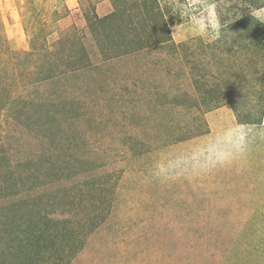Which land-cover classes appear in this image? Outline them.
<instances>
[{"label":"rangeland","instance_id":"374dc122","mask_svg":"<svg viewBox=\"0 0 264 264\" xmlns=\"http://www.w3.org/2000/svg\"><path fill=\"white\" fill-rule=\"evenodd\" d=\"M192 2L0 0V264H264V0Z\"/></svg>","mask_w":264,"mask_h":264},{"label":"clouds","instance_id":"9594fccd","mask_svg":"<svg viewBox=\"0 0 264 264\" xmlns=\"http://www.w3.org/2000/svg\"><path fill=\"white\" fill-rule=\"evenodd\" d=\"M177 8L181 16L189 17L193 29L201 35L214 33L216 37H219L222 28L227 25H222L219 22L218 17L221 14L217 11L215 0L202 4L199 7H197L196 0H193L192 4L178 3ZM250 14L264 20V9H251ZM228 23L230 22L228 21ZM247 147L248 133L246 130L242 128L228 129L208 144L206 147L208 151L207 160L203 166L214 167L216 165H225L234 156L243 154L247 150ZM156 174L168 175L163 168Z\"/></svg>","mask_w":264,"mask_h":264}]
</instances>
